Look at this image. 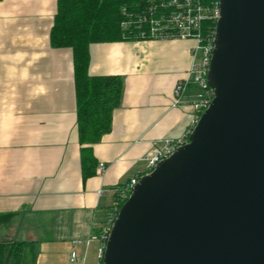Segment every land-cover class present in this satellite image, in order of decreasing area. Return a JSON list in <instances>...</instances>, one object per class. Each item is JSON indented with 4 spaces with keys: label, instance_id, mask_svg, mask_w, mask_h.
I'll return each instance as SVG.
<instances>
[{
    "label": "crops",
    "instance_id": "crops-1",
    "mask_svg": "<svg viewBox=\"0 0 264 264\" xmlns=\"http://www.w3.org/2000/svg\"><path fill=\"white\" fill-rule=\"evenodd\" d=\"M57 8L58 0H0V243L32 244L39 264L47 256L99 264L96 231L116 190L147 173L146 159L163 140L181 139L195 127V90L174 106L195 43L92 45L89 75L120 76L124 88L111 131L82 145L73 51L50 43ZM84 148L97 163L87 179Z\"/></svg>",
    "mask_w": 264,
    "mask_h": 264
},
{
    "label": "water",
    "instance_id": "water-1",
    "mask_svg": "<svg viewBox=\"0 0 264 264\" xmlns=\"http://www.w3.org/2000/svg\"><path fill=\"white\" fill-rule=\"evenodd\" d=\"M214 99L123 204L103 264H264V0H221Z\"/></svg>",
    "mask_w": 264,
    "mask_h": 264
},
{
    "label": "trees",
    "instance_id": "trees-1",
    "mask_svg": "<svg viewBox=\"0 0 264 264\" xmlns=\"http://www.w3.org/2000/svg\"><path fill=\"white\" fill-rule=\"evenodd\" d=\"M133 0H58L57 14L50 34L53 48L73 51L78 103V130L82 145H93L112 128L113 113L123 94L120 76L89 75L90 48L94 44L132 41L121 30L122 8ZM83 177L96 173L97 163L91 148L82 150ZM123 187V186H120ZM118 199V195H115ZM124 203L121 204V207ZM100 229L96 231L99 235ZM32 244L0 243V264H22L24 251L30 247L31 264H36Z\"/></svg>",
    "mask_w": 264,
    "mask_h": 264
},
{
    "label": "built area",
    "instance_id": "built-area-1",
    "mask_svg": "<svg viewBox=\"0 0 264 264\" xmlns=\"http://www.w3.org/2000/svg\"><path fill=\"white\" fill-rule=\"evenodd\" d=\"M221 18V0H133L130 7L122 8L120 23L124 36L135 41H193L192 66L174 88V106L183 104L186 93L196 90L192 107L196 112L194 126L201 115L209 108L214 99V90L208 82V75L215 49V37L218 21ZM192 131V130H191ZM191 131L181 139H166L146 159L147 173L152 172L162 161L173 155L177 149L186 145ZM100 173L105 170L102 164ZM142 176L116 190L118 199L109 211L97 239L101 245L99 264H103L104 253L115 221L121 209L132 194ZM99 195L103 191L98 192ZM76 252L72 253V262L78 261Z\"/></svg>",
    "mask_w": 264,
    "mask_h": 264
},
{
    "label": "rangeland",
    "instance_id": "rangeland-1",
    "mask_svg": "<svg viewBox=\"0 0 264 264\" xmlns=\"http://www.w3.org/2000/svg\"><path fill=\"white\" fill-rule=\"evenodd\" d=\"M193 93L197 94V91L195 90V91H193ZM30 249H31L30 247H27L26 250L24 251V258H23L22 264H31ZM45 258H46L45 262L41 261V264H78V263H71L67 256H65V258H62L60 263L53 262L52 260L50 262V260L48 259V256ZM36 264H39L37 256H36Z\"/></svg>",
    "mask_w": 264,
    "mask_h": 264
},
{
    "label": "bare ground",
    "instance_id": "bare-ground-1",
    "mask_svg": "<svg viewBox=\"0 0 264 264\" xmlns=\"http://www.w3.org/2000/svg\"><path fill=\"white\" fill-rule=\"evenodd\" d=\"M192 132V131H191ZM105 254V253H104Z\"/></svg>",
    "mask_w": 264,
    "mask_h": 264
}]
</instances>
